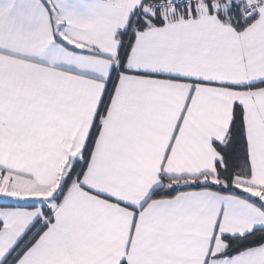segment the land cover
I'll return each mask as SVG.
<instances>
[{"label":"snow or ice","instance_id":"snow-or-ice-1","mask_svg":"<svg viewBox=\"0 0 264 264\" xmlns=\"http://www.w3.org/2000/svg\"><path fill=\"white\" fill-rule=\"evenodd\" d=\"M0 264H264V0H0Z\"/></svg>","mask_w":264,"mask_h":264}]
</instances>
